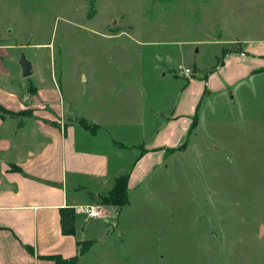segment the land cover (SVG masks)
Segmentation results:
<instances>
[{
  "label": "rangeland",
  "instance_id": "374dc122",
  "mask_svg": "<svg viewBox=\"0 0 264 264\" xmlns=\"http://www.w3.org/2000/svg\"><path fill=\"white\" fill-rule=\"evenodd\" d=\"M238 42L264 60V0H0V98L56 84L73 114L116 123L103 141L114 132L128 142ZM194 66L196 76L180 73ZM230 81L223 92L203 87L188 142L130 191L118 228L109 225L121 237L80 264H264V71Z\"/></svg>",
  "mask_w": 264,
  "mask_h": 264
},
{
  "label": "crops",
  "instance_id": "0c3cea01",
  "mask_svg": "<svg viewBox=\"0 0 264 264\" xmlns=\"http://www.w3.org/2000/svg\"><path fill=\"white\" fill-rule=\"evenodd\" d=\"M238 43V48L221 50L219 67L200 76L201 81L195 77L189 80L187 90L181 94L186 93L181 98L185 99L181 102L185 110L177 103L160 124L142 128L151 131L145 138L137 124L134 128L139 135L133 134L128 142L114 132L103 141L105 125L113 129L116 123L102 124L73 114L74 104L63 102L60 85V92L55 84L56 92L51 89V93L40 96L34 86L30 94L10 91L1 97L0 264H55L47 256H77L78 242L91 241L87 251L78 256L76 264H80L103 239L118 240L120 229L109 234V225L118 228L126 204L120 209L104 204L107 219L87 218L82 206L103 204L101 198L108 194L115 179L124 174H128L129 200L130 191L164 161L170 148L188 142L197 127L199 100L205 94L203 87L223 92L234 77L241 80L257 70L264 71V60L255 58L260 50L252 51L245 43ZM196 68H191L190 75L196 76ZM46 105L54 106L57 115L42 112ZM107 115L105 112L104 116ZM155 115L158 116V111ZM79 119H85L93 129H85L77 122ZM61 208L74 210L71 234L61 231Z\"/></svg>",
  "mask_w": 264,
  "mask_h": 264
},
{
  "label": "trees",
  "instance_id": "16d2710c",
  "mask_svg": "<svg viewBox=\"0 0 264 264\" xmlns=\"http://www.w3.org/2000/svg\"><path fill=\"white\" fill-rule=\"evenodd\" d=\"M257 70L255 72H258ZM79 123L85 129L92 130L93 127L87 123L85 119H79ZM171 149V148H170ZM169 149V150H170ZM172 150V149H171ZM127 179L128 174H124L115 179L113 187L110 189L107 195L103 196L101 203L106 205H117L122 208L128 202L127 196ZM61 231L63 234H71L74 230V210L73 208H61ZM91 241L83 240L78 242L79 253L77 256L62 258L59 255L47 256L48 259L52 260L55 264H76L78 256L82 255L90 247Z\"/></svg>",
  "mask_w": 264,
  "mask_h": 264
},
{
  "label": "built area",
  "instance_id": "2783aa9c",
  "mask_svg": "<svg viewBox=\"0 0 264 264\" xmlns=\"http://www.w3.org/2000/svg\"><path fill=\"white\" fill-rule=\"evenodd\" d=\"M192 70L188 67L181 68L180 73H183L184 76H189ZM83 212L86 214L87 218H98V219H107L108 213L107 208L104 204L92 203L85 206H82Z\"/></svg>",
  "mask_w": 264,
  "mask_h": 264
},
{
  "label": "water",
  "instance_id": "95a60500",
  "mask_svg": "<svg viewBox=\"0 0 264 264\" xmlns=\"http://www.w3.org/2000/svg\"><path fill=\"white\" fill-rule=\"evenodd\" d=\"M20 65L22 68V74L23 76L27 77L32 74V66L31 63L26 60L24 57L21 58L20 60ZM264 226H261V231L263 230Z\"/></svg>",
  "mask_w": 264,
  "mask_h": 264
}]
</instances>
